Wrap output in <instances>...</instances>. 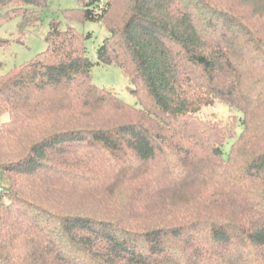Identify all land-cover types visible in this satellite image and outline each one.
Here are the masks:
<instances>
[{"label":"trees","instance_id":"16d2710c","mask_svg":"<svg viewBox=\"0 0 264 264\" xmlns=\"http://www.w3.org/2000/svg\"><path fill=\"white\" fill-rule=\"evenodd\" d=\"M79 2L0 74V264H264V0ZM78 22L139 105L95 84ZM218 102L240 132L198 116Z\"/></svg>","mask_w":264,"mask_h":264},{"label":"rangeland","instance_id":"374dc122","mask_svg":"<svg viewBox=\"0 0 264 264\" xmlns=\"http://www.w3.org/2000/svg\"><path fill=\"white\" fill-rule=\"evenodd\" d=\"M80 7L79 0H49L48 7L43 11L42 21L34 27L30 25L26 29V35H23L19 30L20 20L0 25V38L8 39L10 43V45L0 48V74L10 72L15 67L31 61L38 54L45 51L47 48L45 37L49 32L51 21L53 19L64 20L66 11ZM74 27L82 34H91V38L87 41V49L88 57L96 64L92 69L95 84L117 94L131 105H139L137 99L130 93L134 86L121 68L115 65L97 64L98 49L109 37L104 25L94 22H78L74 24ZM198 116L202 119L220 123L222 126L235 127V129L243 118L241 113L233 111L221 102L204 107ZM237 131L240 132V128L237 127Z\"/></svg>","mask_w":264,"mask_h":264},{"label":"built area","instance_id":"2783aa9c","mask_svg":"<svg viewBox=\"0 0 264 264\" xmlns=\"http://www.w3.org/2000/svg\"><path fill=\"white\" fill-rule=\"evenodd\" d=\"M3 192V187L0 185V194Z\"/></svg>","mask_w":264,"mask_h":264}]
</instances>
